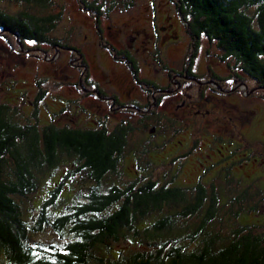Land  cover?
<instances>
[{"label": "rangeland", "instance_id": "374dc122", "mask_svg": "<svg viewBox=\"0 0 264 264\" xmlns=\"http://www.w3.org/2000/svg\"><path fill=\"white\" fill-rule=\"evenodd\" d=\"M177 2L48 0V3L42 6L33 2L27 3L25 0H0V10L12 17H58L57 27L49 35L47 44L28 42L24 46L16 40L10 43L0 35V106L9 109V114L21 128H36L40 134L50 126L77 131L107 130L113 134L118 127L123 126L121 124L124 120L129 121L130 124L125 126L130 132L126 138L124 154L115 173L108 175L103 181L101 193H108L112 187H119L123 191L133 183L140 187L154 181L157 182L158 189L166 186L168 189L187 190L188 199L192 201L196 196L195 188L200 184L208 191H216L221 197H226L224 202L221 201L226 204L221 213L226 217L230 214L229 222H232L235 228L242 223L255 226L260 233H264L263 170L252 166L251 158L246 160L242 156L248 151L264 152V144H261V141H264V92H259L256 96L250 93L248 86H256L252 79H247L246 83L249 85H242L239 93L234 96L212 94L211 87L203 92L208 101L206 105L215 107L214 118H222L227 111L239 116V120H236L237 129L229 125L231 129L234 128V135L240 147L233 151V155L224 149L222 153L228 155L226 158L217 153L219 148L210 147L212 141L218 139L217 125L208 130L205 128L203 132H192L195 136L192 138L193 144L197 143L198 149L191 155L181 157L180 154L185 151L174 155V150L181 148L179 142L188 143L190 132L183 126L176 129L177 110L172 96L165 98L164 104L149 113L150 117L141 122L134 114L136 118L130 119L131 113L125 115L110 110L109 105L101 102L96 93L91 96L83 92L82 87L79 88L80 92L75 87L80 80L85 79V83L101 86L102 92L111 94L115 89L107 83L108 79L126 71L129 80L125 81L127 86L121 92L131 90L132 84L130 87L129 84L135 73L131 63L123 59L124 54H130L132 60H136L139 78L161 82L166 88L176 77H170L173 74L169 69L174 72L178 67L182 71L188 68L197 75L205 74L209 80L213 73L223 77L228 64L233 67L238 63L231 57L227 58L219 49L218 43L210 41L208 37L201 36L199 41H195L189 34L184 17L178 14ZM83 4L87 6V10ZM255 12L251 10L248 15L255 18ZM97 19L102 35L96 30ZM170 24L173 27H170ZM160 28H166L165 32L173 31V36L180 38L177 44H169V54L165 57L161 56L162 48L157 50L154 44L156 35L164 32V29ZM145 34H148L147 39ZM71 48L81 51H71ZM115 48L121 56L115 55ZM86 66L89 70L85 69ZM209 68H212L211 72ZM104 76H108V79L103 82ZM201 87L199 88L202 89ZM199 88L194 89L193 93L201 100ZM214 89L218 90V86H214ZM154 128L155 133H152ZM229 137L227 139L230 140ZM212 155L214 159L208 158ZM75 162L74 158L66 157L56 169L45 168L38 174L39 189L29 199L18 201L22 205L27 222L34 223L38 219L41 205L48 201L57 185H63V191L62 200L55 213H70L76 205L88 204L86 197L89 195L90 177L86 171L77 173L75 169L78 166ZM206 162L212 163L208 165V169L201 167V163L207 165ZM240 197V201L245 199L242 201L243 209L239 205L234 208L231 203ZM121 205L122 203L115 205L114 212ZM241 209L244 210V215L240 214ZM181 211V206H165L144 220L140 230L165 217L177 216L178 213L180 215ZM236 213L240 214L238 218ZM180 218L182 217L177 216L174 219L176 225L188 231H193L201 220L200 217ZM216 225L223 230L224 235L229 234L227 225ZM172 234L175 235V232ZM134 236L131 232L128 239L123 238L120 243H111L108 255L98 253L97 257H117L118 253L130 257L137 252L153 249L148 245L143 247V244L137 242L139 240L132 241ZM31 244L45 250L52 247L64 248L60 237L50 230L43 235L33 236ZM195 247L192 246L191 249ZM2 258L0 255V264H3Z\"/></svg>", "mask_w": 264, "mask_h": 264}, {"label": "trees", "instance_id": "16d2710c", "mask_svg": "<svg viewBox=\"0 0 264 264\" xmlns=\"http://www.w3.org/2000/svg\"><path fill=\"white\" fill-rule=\"evenodd\" d=\"M25 1L42 6L48 3V0ZM176 2L178 14L184 17L195 41L206 36L217 42L227 58L244 63L248 72L264 84V0ZM251 10L256 11L255 18L248 15ZM57 20V16L12 17L0 10V35L10 43L16 40L24 46L28 42L47 44ZM129 132L124 125L113 134L107 130L77 131L50 126L40 134L36 128H21L9 109L0 106L3 264H264V233L242 223L235 228L229 222L230 214L226 217L221 213L226 208L222 203L226 197L200 184L192 201L187 190L166 186L158 189L154 181L140 187L133 183L123 191L112 187L108 193H101L103 181L117 170ZM66 157L76 160L77 173L86 171L90 177L89 195L85 196L88 204L76 205L70 213H55L63 191V185H57L48 201L41 205L38 219L27 222L18 201L29 199L39 189V173L45 168L56 169ZM240 200L241 197L233 200L231 205L243 209L245 199ZM119 203L122 205L114 212L113 207ZM165 206H181V214H177L180 219L200 217L201 220L193 231H188L178 228L174 220L177 216L171 215L141 231L142 222ZM242 209L240 214L244 215ZM223 223L230 231L227 236L216 225ZM47 230L60 237L63 249L45 250L31 244L33 236L43 235ZM131 232L135 234L132 241L139 240L143 247L148 245L153 249L130 257L123 256L124 253L106 259L97 257L98 253L106 255L111 243L128 239ZM192 246L196 247L191 249Z\"/></svg>", "mask_w": 264, "mask_h": 264}, {"label": "flooded vegetation", "instance_id": "af4514ba", "mask_svg": "<svg viewBox=\"0 0 264 264\" xmlns=\"http://www.w3.org/2000/svg\"><path fill=\"white\" fill-rule=\"evenodd\" d=\"M170 27H173L172 24H170ZM96 30L97 33L99 32V35H102L101 28L99 27V22H96ZM164 29V32H160V34L156 35V42L154 43L157 47V50L162 48L161 50V56H167L169 54V44L175 43L180 40L179 37L173 36V31H166V28H160ZM100 30V31H98ZM175 32V31H174ZM146 35V39L148 38V34ZM150 37V36H149ZM179 39V40H178ZM170 40L171 42H169ZM135 42V41H134ZM133 42V43H134ZM113 46V45H112ZM172 46V45H171ZM114 47H112L113 49ZM133 49V46L131 47ZM116 50V51H115ZM71 51L80 52L81 49L71 48ZM114 52L116 53V56H121L120 52L115 48ZM160 53V52H159ZM124 60L127 61V63H131L132 70L134 69L132 82L129 84H132L131 90L127 91L126 93L121 92L122 89L127 86L126 82L129 80L127 77H129L126 73V71L121 72L119 75L115 76L112 79H108V76L103 79V82L108 79L107 83L114 86L115 91L111 92V94H108L107 92H102L101 86H97L96 84L91 85L84 80H80V83H77L75 87H77V91L80 92L79 88H83V92H86L88 95L94 96V93L97 94V98L101 100V102H106L107 105H109L110 110L120 112L121 114H129V118H136V116L141 122H144L145 118H149V113L153 112L154 110H158L159 107H161L162 104L165 102V98L168 99L171 96L175 100V108L177 110V120L176 122V129H178L180 126H183L185 129H188V132H190V139L188 138V143H182L179 142V146L181 148L174 150V155H178L181 151H185V153H181L180 156H186L187 154L191 155L193 151L198 149L197 143L195 145L193 144V137H195L192 132L199 133L200 131H205V128L208 130L211 126L217 125L219 128V133L217 136V141L211 143V149H218L217 153H219L222 157L226 158L228 157L227 154H223L222 151L224 149H227L228 153L233 155L234 152L240 147V143L237 142L236 137L234 135V128L231 129V126H234L235 129H237L236 120L238 119V115L234 114L233 112H226V115L220 118V116H214L216 115L215 107L211 106L208 107L206 103L207 97H204V93L206 92V89L211 87V90L213 91L212 94L218 95L220 93L221 95H237L239 93L242 85H247V79H252L253 83H255L256 86H248L250 87V93L254 94L255 96L257 93H263L264 92V84L261 82L260 79L256 78L252 74L248 72L247 66L244 65L242 62L236 61L238 64L233 66L228 64L226 71L223 74V77H220V75L212 74L211 80L206 78L205 74L197 75V73H194L190 69H184L181 70L180 67H178V70H175L174 72L171 71L173 75H170V77L176 76L174 81L171 82V84L166 88V86H163L161 82L153 81L150 79H143L139 78L138 75L140 74L137 64H135L136 60H132L130 57V54H124ZM83 57V56H82ZM81 57V58H82ZM118 59V58H116ZM132 60V61H130ZM74 66L73 64H71ZM180 68V69H179ZM85 69H88V66L85 67ZM212 68H209L208 70L211 72ZM80 70V68H79ZM103 74V73H101ZM104 75V74H103ZM102 75V76H103ZM88 77V75H87ZM106 83V82H105ZM162 84V85H161ZM203 88H202V87ZM214 86H218V90L214 89ZM201 87L202 89H200ZM200 89L199 96L201 98L198 99L196 95L193 93L194 89ZM150 90H152L150 92ZM167 92V94H164ZM99 95V96H98ZM204 100V101H203ZM264 101V97L262 99ZM105 111V110H104ZM103 111V112H104ZM125 112V113H124ZM183 112L184 114H181ZM136 116H134V115ZM181 114V116H180ZM213 117V119H210V117ZM212 120V121H211ZM124 126H127L130 124L129 121L122 122ZM230 124V125H229ZM207 126V127H206ZM181 128V127H180ZM155 129V128H154ZM178 133V131H177ZM189 134V133H187ZM232 136V137H229ZM227 137L230 138L227 139ZM197 139V138H196ZM192 144V145H191ZM236 144L238 146H236ZM261 144H264V141H261ZM215 145V146H214ZM178 147V146H177ZM243 158L246 160H250V163L252 166L259 167V169L263 170L264 174V152H254V151H248L244 153ZM208 158L214 159V156H209ZM249 158V159H248ZM201 163V167L204 169H208V165H211V162ZM244 165L246 164L243 163Z\"/></svg>", "mask_w": 264, "mask_h": 264}, {"label": "water", "instance_id": "95a60500", "mask_svg": "<svg viewBox=\"0 0 264 264\" xmlns=\"http://www.w3.org/2000/svg\"><path fill=\"white\" fill-rule=\"evenodd\" d=\"M152 133H155V129L153 130V132Z\"/></svg>", "mask_w": 264, "mask_h": 264}]
</instances>
